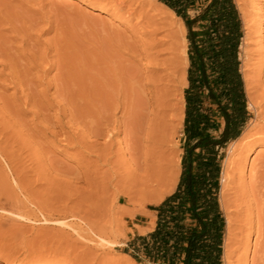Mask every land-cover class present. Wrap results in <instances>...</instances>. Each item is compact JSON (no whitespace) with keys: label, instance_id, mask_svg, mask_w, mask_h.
<instances>
[{"label":"rangeland","instance_id":"374dc122","mask_svg":"<svg viewBox=\"0 0 264 264\" xmlns=\"http://www.w3.org/2000/svg\"><path fill=\"white\" fill-rule=\"evenodd\" d=\"M240 2L244 7L249 4L250 0H240ZM236 4L238 8L237 1ZM100 6L102 4L94 0H0V172H2L0 185L6 189L5 192L0 187V194L3 195L0 196V201H2L0 202V264H75L77 262V264H152L141 255H136L138 259H134L131 255L132 249L128 248L127 243L136 236H144L154 230L157 217L156 211L152 208L175 190L179 180L183 153L185 109V100L183 102L182 98L184 99V92L187 87L184 78L188 67L183 60L185 59L183 49L185 50L186 29L179 35L178 42L180 43L177 44V51L171 49L168 44L164 45L165 47L162 45L165 49L163 51L161 46H159L161 49L155 46L157 38L148 37L141 26L134 23L136 20L130 22L131 20L125 16L122 17L121 12L114 11V8L112 10V8L107 7L99 8ZM246 7L244 9L250 17L252 15L251 8ZM251 18H249V24L252 27L249 25V31L250 28L252 30L248 31L251 35L248 33V36L243 38L241 45V71L243 74V69H246L245 72L252 91L251 95L255 98L254 101L259 104V102L262 103L260 93L264 89V57H259L261 54L258 52L264 49L262 48L264 47V32H261L262 30L258 26L252 25L254 22ZM256 23H259L258 20ZM172 59L175 62H180L177 63L178 68L172 69L173 67H170L171 62H173ZM121 73L124 75L127 73L130 77L134 73L137 74H135L136 76H140L141 78H139L142 79L140 84L143 89L145 88L144 92L147 99L151 96L150 91L153 85H156L155 82L157 81L154 78L157 74V77H162L159 82L160 87L161 85L163 87L166 81L168 84L169 75L173 77V80L170 77V82L172 81L170 87H175V96L172 100V110L175 109V111L172 113L177 115V118L175 119L174 116L175 120H173L177 131L174 136V149L172 147L168 150V157L171 158L168 169L172 173L168 171L166 177L169 179V175L173 174L171 178L174 179L175 185L166 193H162L166 191L164 184L167 180H164L158 181V193L153 190L154 192L147 193L149 196L146 195V197L135 196V199L131 195L132 198L119 199L120 197L117 196L119 194L118 187L120 189L125 184L123 174L125 175L126 155L124 152L119 156L113 154L110 159L111 165L105 164L103 159L97 156L98 153H101L100 146L104 143V136H97L98 138H96L92 133H88V128L86 129L90 125L87 124L88 118L96 116V107H94L95 103L91 98V90L94 93L95 87L102 83V78L107 77L105 75L109 74L111 77H116ZM109 75L108 77H110ZM258 76H262L261 79H258ZM68 91L70 92L68 93ZM79 93L82 94V97L78 95ZM26 95L29 98L34 97L28 98V100ZM71 97L78 100L76 106L84 109V112L80 109L79 113L77 112L78 108L73 107L70 102ZM247 109L251 116L240 135L242 137V142H239L241 145L238 142L235 145L234 141L228 144L222 160V171L228 160H232L229 170L233 167L229 172L228 179L226 178L227 184L225 182L226 187L222 200L219 193V202L225 215L226 225L227 218L232 219L231 231L229 232L231 234L229 235L226 229L224 236V264L227 260L230 264H244L242 259L244 255L245 257L247 255L246 264L258 262L261 264L259 261L262 255L261 247L259 245L255 247L256 234L252 233L247 251L241 249L239 240L241 233L238 227H240V220L245 218V212L237 210L243 199L238 197V200L236 197V190L240 182L236 179V169L242 162L243 180H250V173H254L252 169L258 168V165L261 164L260 160H262L261 155L264 154V139H258L257 136L253 135L255 131L264 127V119L257 117L255 109L248 104V98ZM44 110L49 113L43 115L46 114ZM71 111L75 113L74 116L77 115V124L76 117L70 116ZM117 116L119 117L120 114ZM253 121H257L256 126L248 129V125ZM57 123L60 127L56 125ZM60 123H63V126ZM28 130L30 131L28 132ZM68 131H70L69 138H73L70 139V142L66 134ZM17 133L21 134V137ZM50 133L53 135H49ZM83 133L85 134L83 135ZM123 136V132L116 134L113 152L116 149H123L126 145ZM12 137L13 139H11ZM21 139L25 140L21 141ZM83 140L84 142H81ZM27 141L30 143L28 144ZM143 143L142 145L145 147H141L146 149L147 143L144 140ZM82 145H85L86 148ZM170 151L172 152L170 153ZM132 163L133 161H128L126 164ZM120 168L121 170H119ZM107 171H110L107 176L111 177H105ZM113 172H117L116 175ZM112 173L115 177L117 176V179L112 176ZM82 175H87L93 183L91 185L87 183L88 180H84ZM106 178L112 181L111 184L114 185H110L106 191H101ZM20 182L21 186L19 185ZM116 183L119 185L117 186ZM127 184L123 188L127 187ZM91 191L96 192L91 195ZM152 197H158V201L151 202ZM123 210L125 213H122ZM127 210L130 213H128L129 211L126 212ZM22 211L26 212L25 217H20ZM153 219H155V224L152 228L138 235L137 232L140 227L137 224H141L143 227H151L150 222ZM93 223L102 224L108 228L119 241V245L112 247V249L94 248L95 260H92V254H88L89 251L85 248L87 245L95 246V244L77 236L79 231L77 224L86 229L88 224L92 226ZM227 234L230 238L228 237V245L225 250ZM243 251L246 254L243 255ZM225 252L227 257H225Z\"/></svg>","mask_w":264,"mask_h":264},{"label":"trees","instance_id":"16d2710c","mask_svg":"<svg viewBox=\"0 0 264 264\" xmlns=\"http://www.w3.org/2000/svg\"><path fill=\"white\" fill-rule=\"evenodd\" d=\"M158 1L186 29L181 172L175 190L152 208L154 230L127 246L152 264H224L222 160L251 116L241 71L244 25L235 0Z\"/></svg>","mask_w":264,"mask_h":264},{"label":"bare ground","instance_id":"6f19581e","mask_svg":"<svg viewBox=\"0 0 264 264\" xmlns=\"http://www.w3.org/2000/svg\"><path fill=\"white\" fill-rule=\"evenodd\" d=\"M95 2L102 4V6H100L99 8H114V11L117 12H121L122 17L125 16L126 18H128L129 20H131L130 22H132V20H136V22H134L135 24H137V26H141L142 30H144V33L148 35V37L152 38V39H156V44L155 46L159 48V46L162 47V45H166L168 44V46L173 49L176 50L178 48V40H179V35L180 33H182V31H185V27L183 24V21L180 17L176 16V14L169 9L168 7H166L164 4L160 3L158 0H94ZM238 3V8L240 10L243 22H244V27H245V34H244V39L248 36V33L252 30L250 28L249 31V18H251V16H253L251 18L252 22H254L252 25L258 26L259 29H261V32H264V0H250L248 5H245L244 7H242L243 5H241L240 0H236ZM246 6H248L249 8H251L252 15L250 13V17H248V13H246L245 9L247 8ZM245 8V9H244ZM250 10V9H249ZM248 12V11H247ZM250 20V21H251ZM258 20L259 23H256V21ZM258 24V25H256ZM251 26V25H250ZM136 27V25H135ZM252 27V26H251ZM254 27V26H253ZM134 28V27H133ZM257 28V27H256ZM137 29V28H136ZM254 29V28H253ZM258 29V32H259ZM139 30V29H137ZM141 30V29H140ZM141 30V32H142ZM249 31V32H248ZM143 34V33H142ZM249 35H251V33H249ZM260 35V34H259ZM146 36V35H145ZM160 36V37H159ZM154 41V40H153ZM154 41V42H155ZM183 41V40H182ZM153 43V42H152ZM178 44V45H177ZM184 45H185V50L183 49L184 55H185V64L186 67L188 65V58H187V43H186V38L184 37ZM149 46V45H147ZM181 46V45H180ZM150 47V46H149ZM155 47V48H156ZM165 47V46H164ZM162 47V49L164 48ZM168 47V48H169ZM169 48V49H170ZM264 48V47H262ZM161 49V48H159ZM170 49V50H171ZM165 49H163L164 51ZM178 50V49H177ZM176 50V51H177ZM157 51V50H156ZM159 51V50H158ZM175 52V51H174ZM160 53V52H159ZM164 53V52H163ZM169 53V52H168ZM261 54V56L259 57H264V49H262L260 52H258ZM177 58L178 55L177 53H175ZM158 55V52H157ZM175 56V57H176ZM181 56V55H180ZM168 59V58H167ZM179 59V58H178ZM169 60V59H168ZM173 60V59H172ZM171 60V61H172ZM181 60V59H180ZM156 61V60H155ZM170 61V60H169ZM179 61L175 62V60H173V62H171V68L175 69L177 67V63ZM183 62V61H182ZM165 63V62H163ZM168 63V62H167ZM180 63V62H179ZM169 64V63H168ZM181 65V64H180ZM162 66V65H161ZM166 66V65H165ZM179 66V65H178ZM159 67V66H158ZM178 68V67H177ZM181 68V67H180ZM158 69V68H157ZM156 69V70H157ZM184 69V68H183ZM155 70V71H156ZM169 70V69H168ZM246 69H243V78L245 81V88H246V94H247V98H248V104L249 106H252L256 113H257V117L258 118H262L264 119V89H262L261 93H260V97L262 99V103L259 102V104H257V102H255V98L253 97V95H251L252 91L250 90V81L247 79V74L245 72ZM158 71V70H157ZM161 71V70H160ZM182 71V70H181ZM174 72V71H173ZM184 72V71H183ZM166 73V72H165ZM170 73V71H169ZM172 73V71H171ZM127 75V73H125ZM136 73L131 74L130 76H126L124 74H120V75H116V77H111L109 74L105 75L107 77H103L102 78V83H100L98 86L95 87V90L93 91L94 93H92L91 90V98L94 101V107H96V116L90 118H88V123L90 124L88 127H86V129L88 128V133H92L93 135H95L96 138H98L97 136H104V143L102 144V146H100V152L98 153L97 156L99 158H102L105 164L109 165L111 162V157L113 156V154L119 156L121 155V153L124 152L125 159H126V163H128V161H133L132 164H126L124 166V172L125 175L123 174L124 177V182L125 184H127V187L123 188L124 185L121 187L122 190L119 189V194L117 195L118 197H120L119 199H128V198H132L135 196H145L148 195L147 193L150 194V192H152L153 190H155V192L158 193V181L162 182L164 180H167L166 183H160V184H164L166 191L161 192L162 193H166L167 191H169L174 185H175V181L174 179L171 178L170 174V169H168V166L170 164V160L171 158H169V153L168 150L172 149V147L175 145L174 143V136L176 134L177 128H176V124L174 125L173 120H175L177 117V115H173L172 111V100L173 97L175 96V87H170V77L172 76H168L167 80H168V84L167 81L165 84H163L164 86L160 87L159 82L162 80V77H157L155 76L154 80H156L157 82L156 85H153L152 90L150 91L151 96L149 99L146 98L145 96V88H142V85L140 84L142 79H140L138 76L135 75ZM164 74V72H163ZM184 74V73H183ZM260 74V73H259ZM108 75L110 77H108ZM113 76V75H112ZM260 77L262 76H258V79H261ZM182 78V77H181ZM141 80V81H140ZM173 80V77H172ZM249 83H248V81ZM153 81V80H152ZM184 82L185 85H187V79L186 76L184 78ZM179 83V81H178ZM172 84V83H171ZM175 84V83H174ZM151 85V84H150ZM177 85V84H176ZM62 86V85H60ZM174 86V85H173ZM63 87V86H62ZM77 88V87H76ZM94 88V87H93ZM59 89V88H58ZM79 89V88H77ZM36 90V89H35ZM82 90V89H80ZM79 90V91H80ZM49 91V90H48ZM56 91V90H55ZM58 92V91H56ZM70 91H68L69 93ZM74 93V91H72ZM71 92V93H72ZM86 92V91H84ZM177 92V90H176ZM72 93V94H73ZM77 93V92H76ZM83 94V92H81ZM63 94V93H62ZM82 94H78L80 97H82ZM53 95V94H52ZM77 95V96H78ZM87 95V94H86ZM177 95V94H176ZM27 96V95H26ZM30 96V95H29ZM34 97V96H31ZM30 97V98H31ZM45 97V96H44ZM59 97V96H58ZM61 97V96H60ZM79 97V98H80ZM85 97V96H84ZM178 97V96H177ZM181 97V96H180ZM29 97L27 96V99ZM29 98V99H30ZM182 98V97H181ZM28 99V100H29ZM43 99V98H42ZM71 103L73 105V107L78 108L76 105L78 103H76L78 100L76 98L71 97ZM82 99V98H81ZM86 99V98H83ZM90 99V98H89ZM37 100V98H36ZM35 100V101H36ZM41 100V99H40ZM55 100V98H54ZM62 100V99H61ZM67 100V99H66ZM69 100V99H68ZM67 100V101H68ZM91 100V101H92ZM178 100V98H177ZM183 102L184 99L182 98ZM26 101V100H25ZM34 101V100H33ZM86 101V100H85ZM30 102V101H29ZM40 102V101H39ZM54 102V101H53ZM57 102V101H56ZM182 102V101H181ZM26 103V102H25ZM48 103V102H47ZM66 103V102H65ZM68 103V102H67ZM177 103V102H176ZM38 104V103H37ZM43 104V103H42ZM61 104V103H60ZM35 105V104H34ZM71 105V104H70ZM71 105V106H72ZM42 106V105H41ZM44 106V105H43ZM54 106V105H53ZM68 106V105H67ZM80 106V105H78ZM174 106V105H173ZM13 107V106H12ZM176 107V106H175ZM53 108V107H52ZM59 108V107H58ZM72 108V107H71ZM178 109V107H176ZM8 109H10L8 107ZM13 109V108H12ZM11 109V112H12ZM61 109V108H60ZM59 109V110H60ZM78 108L77 112L79 113L80 109ZM87 109V108H86ZM7 110V109H6ZM67 110V109H66ZM73 110V109H72ZM75 110V111H76ZM84 110V109H83ZM82 110V111H83ZM9 111V110H8ZM41 111V110H40ZM48 111V110H47ZM63 111V109H62ZM92 111V110H91ZM90 111V112H91ZM5 112V111H4ZM44 112H46L44 110ZM42 112V113H44ZM60 112V111H59ZM64 112V111H63ZM72 112V111H71ZM76 112V113H77ZM84 112V111H83ZM82 114H85L83 113ZM44 113L43 115H47ZM93 113V112H92ZM41 114V113H40ZM57 114V113H56ZM62 114V113H61ZM65 114V112H64ZM74 112L71 113L70 116H74ZM117 114L120 116L118 117ZM67 115V114H66ZM10 116V115H9ZM63 116V114L61 115ZM77 116V115H76ZM74 116V117H76ZM80 116V115H78ZM175 116V119H174ZM43 117V116H42ZM45 117V116H44ZM47 117V116H46ZM65 117V116H64ZM69 117V116H68ZM73 117V118H74ZM47 119V118H46ZM72 119V118H71ZM78 118H75V121ZM83 119V118H82ZM257 119V118H256ZM260 119V120H262ZM14 120V119H13ZM70 120V119H69ZM68 120V121H69ZM74 120V119H73ZM80 120V119H79ZM259 120V121H260ZM8 121V120H7ZM71 121V120H70ZM86 121V120H85ZM43 122V121H42ZM62 122V119H61ZM73 122V121H72ZM82 122H84L82 120ZM261 122V121H260ZM13 123V122H12ZM17 123V122H16ZM51 123V122H50ZM80 123V122H79ZM86 123V122H85ZM41 124V123H40ZM44 124V123H43ZM63 124V123H62ZM60 123V125H62ZM69 124V122H68ZM71 124V123H70ZM74 124V123H73ZM77 124V121H76ZM255 124H257V121H253V123H250L248 125V129L252 128ZM259 124V123H258ZM2 125V124H1ZM14 125V124H13ZM56 125L59 126V124L57 123ZM67 125V124H66ZM86 125V124H85ZM10 126V125H9ZM12 126V125H11ZM10 126V127H11ZM63 126V125H62ZM87 126V125H86ZM256 126V125H255ZM14 127V126H13ZM17 127V126H16ZM37 127V126H36ZM44 127V126H43ZM60 127V126H59ZM68 127V126H67ZM75 127V126H74ZM85 127V126H84ZM1 128V127H0ZM82 128V127H81ZM254 128V127H253ZM8 129V128H7ZM18 129V128H17ZM60 129V128H59ZM247 129V130H248ZM259 129V128H258ZM21 130V129H20ZM42 130V129H41ZM65 130V128H64ZM73 130V129H72ZM10 131V129H9ZM30 130H28L29 132ZM60 131V130H59ZM66 131V130H65ZM87 131V130H86ZM85 131V132H86ZM27 132V131H26ZM70 131H68V133H66L67 135L69 134ZM74 132V131H73ZM123 132L124 136H123V140L126 142V145L124 146L123 149H116V151L113 152V148L115 145V136L116 134ZM15 133V132H14ZM20 133V131H19ZM17 133V134H19ZM60 133V132H59ZM63 133V132H61ZM72 133V132H71ZM87 133V132H86ZM6 134V133H5ZM12 134V133H10ZM30 134V133H28ZM55 134V133H54ZM65 134V133H63ZM65 134V135H66ZM82 134V133H81ZM85 133H83L84 135ZM2 135V134H1ZM14 135V134H13ZM21 134H19L20 136ZM31 135V134H30ZM51 135V133L49 134ZM53 135V134H52ZM51 135V136H52ZM57 135V134H56ZM82 135V137H83ZM90 135V134H89ZM88 135V136H89ZM255 136H257L258 139H264V127H261L259 130L255 131L254 134ZM16 136V135H14ZM24 136V135H23ZM36 136V135H35ZM87 136V137H88ZM252 136V135H251ZM3 137V136H2ZM11 137V136H10ZM21 137V136H20ZM32 137L33 134H32ZM38 137V136H37ZM46 137V136H45ZM66 137V136H65ZM68 140L70 142L69 135L67 136ZM74 137V136H73ZM86 137V136H85ZM5 138V137H4ZM8 138V137H7ZM6 138V139H7ZM23 138V137H22ZM27 138V137H26ZM55 138V137H54ZM58 138V137H56ZM103 138V137H102ZM241 136H239L236 140H234V144L236 145V142H238V144H240L239 142L241 141ZM13 139V137L11 138ZM17 139V138H16ZM15 139V140H16ZM34 139V138H33ZM60 139V138H59ZM57 139V141L63 140V139ZM66 139V138H65ZM73 139V138H72ZM75 139V138H74ZM92 139V138H91ZM23 139H21L22 141ZM25 140V139H24ZM23 140V141H24ZM30 140V139H29ZM38 140V139H37ZM67 140V143H68ZM86 140V139H85ZM89 140V139H88ZM98 140V139H97ZM143 140L147 143L146 145V149L142 148L145 147V145L143 146ZM176 140V138H175ZM7 141V140H6ZM244 141V140H243ZM11 142V141H10ZM13 142V141H12ZM18 142V140H17ZM16 142V143H17ZM65 142V141H64ZM81 142H84L81 141ZM80 142V143H81ZM93 142V141H92ZM95 142V141H94ZM3 143V142H2ZM15 143V142H14ZM22 143V142H20ZM28 143V141H27ZM30 143V141H29ZM28 143V144H29ZM74 143V142H73ZM85 143H87V141H85ZM84 143V144H85ZM11 144V143H10ZM83 144V143H82ZM141 144V145H140ZM144 144V143H143ZM95 145V144H94ZM93 145V146H94ZM100 145V144H99ZM234 145V146H235ZM241 145V144H240ZM7 146V145H6ZM10 146V145H9ZM8 146V147H9ZM80 146V145H79ZM84 148L85 145H82ZM97 146V145H96ZM142 146V147H141ZM239 146V145H238ZM245 146V145H244ZM18 147V146H17ZM98 147V146H97ZM119 147V146H118ZM5 148V147H4ZM21 148V147H19ZM25 148V147H24ZM29 148V147H28ZM77 148V147H76ZM237 148V147H236ZM242 148V147H241ZM93 149V148H92ZM142 149V150H141ZM143 149H145L143 151ZM174 149V147H173ZM2 150V148H1ZM17 149H15L16 151ZM23 150V149H22ZM25 150V149H24ZM29 150V149H28ZM86 150V149H85ZM88 150V149H87ZM3 151V150H2ZM27 151V150H26ZM91 151V150H90ZM99 151V150H98ZM142 151V152H141ZM173 151V150H172ZM170 151V153L172 152ZM17 152V151H16ZM15 152V153H16ZM92 152V151H91ZM2 153V152H1ZM7 153V152H6ZM5 154V153H4ZM91 154V153H90ZM2 155V154H1ZM6 155V154H5ZM12 155V154H10ZM96 155V154H95ZM4 157V155H2ZM18 156V154H17ZM116 156V157H117ZM10 158L12 156H9ZM18 158V157H17ZM120 158V157H119ZM6 159V157H5ZM8 159V157H7ZM124 159V158H122ZM261 164H257L258 168H253L252 171L254 172L253 174L250 173V180H243V176H244V171H243V167L242 162H240L238 169H236V175L237 178L240 182H239V186L238 189L236 190V194H237V199L239 197V199H243L242 203H238L239 206L237 208L238 211L243 210L245 212V218L243 219H239L241 221L240 223V227H238L240 230L239 233L241 239L240 240V246L241 249H244V251H247L248 247H249V241L250 238L252 236V233L256 234V238H255V247H257L258 245L261 247V252L262 255L259 258L261 264H264V154L261 155ZM121 160V159H120ZM8 161V160H7ZM6 161V162H7ZM12 161V160H11ZM123 161V160H122ZM13 162V161H12ZM11 162V164H12ZM113 163V162H112ZM118 163V161H117ZM121 163V161H120ZM17 164V163H15ZM230 164L232 165V160H228L225 164H224V168L222 171V186H221V192H220V198L221 200L224 197V188L226 187V180L229 177V172L230 170L233 168H231L229 170ZM111 165V164H110ZM16 166V165H15ZM121 166V165H120ZM119 166V167H120ZM97 167V166H95ZM112 167V166H111ZM115 167V166H114ZM173 167V166H172ZM171 167V168H172ZM11 168V167H10ZM16 168V167H15ZM18 168V167H17ZM99 168V167H98ZM170 168V167H169ZM85 169V168H84ZM95 169V168H94ZM93 169V171H94ZM107 169V168H106ZM112 170V168H110ZM116 169V168H115ZM13 170V169H12ZM17 170V169H16ZM86 170V169H85ZM98 170V169H97ZM121 170V168L119 169ZM238 170V171H237ZM15 171V170H14ZM18 171V170H17ZM22 171V170H21ZM100 171V170H98ZM104 171V170H103ZM114 171V170H113ZM169 172V176L170 178L167 179V173ZM82 172V171H81ZM87 172V171H86ZM89 172V171H88ZM101 172V171H100ZM110 172V171H109ZM108 171L105 172V177L107 176V173H109ZM119 172V171H118ZM2 172H0L1 174ZM15 173V172H14ZM104 173V172H102ZM114 173V172H113ZM112 176H114V174L116 175V173L113 174ZM172 173V172H171ZM82 174V173H81ZM84 174V173H83ZM7 175V174H6ZM17 175V174H15ZM22 175V173H21ZM91 175V174H90ZM89 175V176H90ZM104 175V174H103ZM2 176V175H1ZM83 176V175H82ZM120 176V175H119ZM122 176V175H121ZM4 177V176H3ZM2 177V178H3ZM16 177V176H14ZM24 177V176H23ZM94 177V176H93ZM96 177V176H95ZM107 177H111V176H107ZM175 177V176H174ZM80 178V176H79ZM114 178L117 179V176ZM227 178V179H226ZM16 179V178H15ZM21 179V177H20ZM84 180H88L87 183H90V185L93 183L92 179L89 178L87 175L83 176ZM22 180V179H21ZM95 180V179H94ZM24 181V180H23ZM96 181V180H95ZM2 182V181H1ZM17 182V181H16ZM86 182V181H85ZM97 182V181H96ZM226 182V184H225ZM4 183V182H3ZM95 183V182H94ZM104 186L102 187L101 191H106V189L110 186V185H114L111 184L113 183L112 181L108 180L106 178V181H104ZM118 183V182H117ZM116 183V185H117ZM2 184V183H1ZM18 184V182H17ZM23 184V183H22ZM123 184V183H122ZM5 185V184H4ZM8 185V184H7ZM21 186V182L19 184ZM26 185V183H25ZM95 185V184H93ZM97 185V184H96ZM100 185V182H99ZM119 185V184H118ZM117 185V186H118ZM121 185V184H120ZM3 186V184H2ZM29 186V185H28ZM126 186V185H125ZM1 187V185H0ZM8 187V186H7ZM26 187V186H25ZM24 187V188H25ZM163 187V186H162ZM2 188V187H1ZM21 188V187H20ZM23 188V190H24ZM28 188V187H27ZM4 189V191L6 192L5 188H2V190ZM31 189V188H30ZM99 189V188H98ZM163 189V188H162ZM10 190V189H9ZM13 190V189H12ZM28 190V189H27ZM93 190V189H92ZM115 190V189H114ZM117 190V189H116ZM1 191V190H0ZM21 191V190H20ZM10 192V191H9ZM23 192V191H22ZM28 192V191H26ZM96 191H91V195L94 194ZM99 192V191H98ZM116 192V191H115ZM154 192V191H153ZM25 193V192H23ZM101 193V192H100ZM118 193V191H117ZM152 194V193H151ZM96 195V194H95ZM132 195V196H131ZM1 196V194H0ZM3 196V195H2ZM1 196V197H2ZM8 196V195H7ZM149 196V195H148ZM152 196V195H151ZM29 197V196H28ZM163 196L161 195V198ZM10 198V197H9ZM150 198V197H149ZM2 199V198H1ZM8 199V198H7ZM136 199V197H135ZM148 199V198H147ZM152 199V200H151ZM149 200H151V202H157L158 201V197L155 198H151ZM238 199V200H239ZM245 199V200H244ZM4 200V199H3ZM142 200V199H141ZM240 200V201H241ZM11 201V199H10ZM143 201V200H142ZM2 202V201H0ZM5 203V202H3ZM13 203V202H12ZM237 203V201H236ZM1 204V203H0ZM15 205V204H14ZM26 205V204H24ZM243 205V206H242ZM17 206V205H15ZM19 206V205H18ZM27 206V205H26ZM29 207V206H28ZM143 207V206H142ZM24 208H27L24 206ZM19 209H21L19 207ZM141 209V208H140ZM28 210V209H27ZM126 210V209H125ZM20 211V210H19ZM26 211V210H25ZM33 211V210H32ZM124 211V210H123ZM129 210H127L126 212H128ZM237 211V212H238ZM21 212V211H20ZM19 212V213H20ZM30 213V211H28ZM35 212V211H34ZM122 213H125L122 212ZM130 213V211L128 212ZM243 213V212H242ZM26 212L22 211V213H20V217H25ZM123 215V214H122ZM27 216L29 217V215L27 214ZM26 216V217H27ZM130 216V215H129ZM27 217V218H28ZM131 217H133L131 215ZM26 218V219H27ZM232 220V219H231ZM231 220L228 217L227 218V233L230 235L231 233H229L231 230ZM243 220V221H242ZM239 221V222H240ZM233 222V221H232ZM94 224V223H93ZM100 224V223H99ZM155 224V219H153L150 222L151 227H141L139 229V233H143L146 232L147 230H150L152 228V226ZM81 225V224H80ZM102 224L98 225V224H94V225H89L88 224V228L84 229L83 226L80 227L79 224H77V226L79 227V231L77 232V236H79L81 239L87 240L90 243H94L95 246H89L87 245V248L89 253L88 254H92V260H95V254H93V251H95L94 248L98 249H112V247L119 245V241L117 240V238H115L111 232L108 230V228H106L105 226H101ZM232 228H234L232 226ZM76 228H74L75 230ZM78 229V228H77ZM237 230V229H236ZM76 231V230H75ZM227 234L226 239H225V245L224 248L225 250L227 249V245H228V239L230 238L229 235ZM238 234V233H237ZM77 237V238H79ZM229 237V238H228ZM76 238V239H77ZM98 247V248H97ZM94 249V250H93ZM105 249V250H106ZM256 250V249H255ZM87 251V250H84ZM109 251V250H108ZM243 251V252H244ZM257 252V251H256ZM259 253V252H258ZM84 254V253H83ZM87 254V253H86ZM246 254L245 252L243 253V255ZM241 255V256H243ZM88 256V255H87ZM86 256V258H87ZM85 257V256H84ZM91 257V255H90ZM225 257H227V253L225 252ZM247 257V255H246ZM246 257L244 255L243 259V263H245L246 261ZM89 258V256H88ZM98 258V257H97ZM256 258V257H255ZM91 260V258H89ZM227 259V258H226ZM86 260V259H85ZM229 261L227 260L226 264H230L228 263ZM78 263V262H77ZM75 263V264H77ZM259 263V262H258ZM256 263V264H258ZM81 264V263H79ZM241 264V263H239ZM260 264V263H259Z\"/></svg>","mask_w":264,"mask_h":264},{"label":"crops","instance_id":"0c3cea01","mask_svg":"<svg viewBox=\"0 0 264 264\" xmlns=\"http://www.w3.org/2000/svg\"><path fill=\"white\" fill-rule=\"evenodd\" d=\"M137 226H139L140 228L143 227V225H141V224H137ZM137 234H138V235H141V234L139 233V230H138Z\"/></svg>","mask_w":264,"mask_h":264}]
</instances>
